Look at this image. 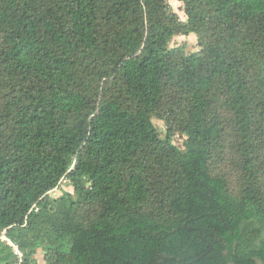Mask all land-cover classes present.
Here are the masks:
<instances>
[{"label": "trees", "instance_id": "trees-1", "mask_svg": "<svg viewBox=\"0 0 264 264\" xmlns=\"http://www.w3.org/2000/svg\"><path fill=\"white\" fill-rule=\"evenodd\" d=\"M180 1L0 0V264H264V0Z\"/></svg>", "mask_w": 264, "mask_h": 264}, {"label": "rangeland", "instance_id": "rangeland-1", "mask_svg": "<svg viewBox=\"0 0 264 264\" xmlns=\"http://www.w3.org/2000/svg\"><path fill=\"white\" fill-rule=\"evenodd\" d=\"M170 3L172 4L174 10L179 14V16L181 17L182 20H186L187 19V15L185 13V8H184V3L180 0H169ZM183 45L185 47V50L187 51V53H191V52H195L200 50V46L198 44V38L197 35L195 33H191L190 35H176L175 37H173V39L170 42V46L174 47V46H181ZM154 123L156 124L158 130L160 131L161 135L164 136L166 135V124L163 120L155 117L153 119ZM183 136L177 135L175 136V143L182 145L183 143ZM63 189H67L70 191H73V187L70 185H66L65 183H63ZM54 194L57 195H61V190H57L54 192ZM37 260H38V264H46V259L44 256V253L40 250L37 255Z\"/></svg>", "mask_w": 264, "mask_h": 264}, {"label": "built area", "instance_id": "built-area-1", "mask_svg": "<svg viewBox=\"0 0 264 264\" xmlns=\"http://www.w3.org/2000/svg\"><path fill=\"white\" fill-rule=\"evenodd\" d=\"M2 237H3V239L5 241H8L9 244H11V246L13 247V250H14L15 254L19 257L18 264H22L23 252L21 251L20 247L16 243H14L10 239H8L5 234Z\"/></svg>", "mask_w": 264, "mask_h": 264}]
</instances>
